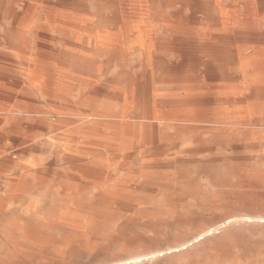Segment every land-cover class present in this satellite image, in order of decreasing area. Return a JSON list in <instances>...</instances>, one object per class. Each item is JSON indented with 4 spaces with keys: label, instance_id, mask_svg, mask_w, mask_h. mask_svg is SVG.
<instances>
[{
    "label": "bare ground",
    "instance_id": "6f19581e",
    "mask_svg": "<svg viewBox=\"0 0 264 264\" xmlns=\"http://www.w3.org/2000/svg\"><path fill=\"white\" fill-rule=\"evenodd\" d=\"M2 38L0 67H34L30 85L45 81L57 112L41 118L42 129L54 132L42 146H53V165L62 160L66 168L33 177L50 174L51 184L39 187L44 196L57 186L72 198L48 226L41 223L49 217L44 211L20 228L44 253L65 257L111 223L160 238L159 223L199 194V176L230 180L238 170L222 164L250 166L264 147L252 139L253 123L264 114V0H0ZM136 51L142 56L131 63ZM115 61L123 67L119 85L108 90L87 77V89L70 98L81 73L100 74ZM204 131L211 135L204 138ZM227 148L232 153L220 151ZM30 163L40 167L42 157ZM199 163L198 170L182 169ZM20 187L30 193L33 185ZM141 215L156 222H141ZM238 218L254 219L228 218L167 248L105 264H156ZM6 254L11 258L0 264L32 261L21 248L0 249V258Z\"/></svg>",
    "mask_w": 264,
    "mask_h": 264
},
{
    "label": "rangeland",
    "instance_id": "374dc122",
    "mask_svg": "<svg viewBox=\"0 0 264 264\" xmlns=\"http://www.w3.org/2000/svg\"><path fill=\"white\" fill-rule=\"evenodd\" d=\"M154 11L156 12V9ZM185 14L180 13L181 16ZM39 18L43 19L42 13ZM58 35L61 38L67 36L65 31L61 30ZM6 43V39L2 38L1 49H6ZM141 56L140 51L131 53L130 62L136 63ZM122 68L120 61H115L104 67L100 74L81 73L84 78L73 85L70 98L76 99L87 89V77L94 79L97 85L112 90L121 83L118 75ZM132 68L136 71V67ZM137 69L140 70L141 67ZM35 70L34 67H0V200L11 193H21L15 198L7 197L1 200L3 205L0 203V249L15 247L30 252L32 261L24 264H105L141 251L167 248L228 218L251 216L254 219L238 218L181 255L165 257L156 264H264V147L260 148L250 166L234 165L233 162L222 164L221 169L237 168L238 174L230 180L199 176V194L189 197L177 215L168 216L159 223L163 232L160 238L123 231L119 223H111L95 234L92 243L74 247L65 257L44 253L24 239L20 229L22 221L39 220V213L47 211L49 217L41 219V223L48 226L51 222L50 215L66 208L72 198L70 194H63L57 186H51L49 196H44L39 187L51 184L50 174L38 179L33 177L39 171L64 169L67 165L62 160L53 165L54 147L42 146L54 132L42 129L41 118L46 114L56 118L57 112L51 103L53 92L45 93L41 87L45 81L36 82V87L30 85V75ZM12 115L15 116L14 121L9 119ZM16 123L19 127L14 130L12 126ZM72 126H79V122ZM253 128V141L264 143V114L254 121ZM210 135V131L202 132L204 138ZM182 142L187 145L190 138L187 137ZM220 151L232 153L229 148ZM39 156L42 157V166L30 163L33 157ZM202 166L203 164L199 163L184 166L182 169L188 170L192 167L198 170ZM144 178L140 177L139 180L143 181ZM22 184L35 185L31 192L27 193L25 189L19 188ZM95 190L96 188H93L88 193L89 196ZM27 195L28 199L23 198ZM20 200L22 204L19 206L16 203ZM9 201L13 204L8 205ZM155 205L151 203L141 205L140 208H153ZM138 219L141 222H156L147 215L138 216ZM1 257L2 260L11 258L7 254ZM1 264L8 263L4 260Z\"/></svg>",
    "mask_w": 264,
    "mask_h": 264
},
{
    "label": "crops",
    "instance_id": "0c3cea01",
    "mask_svg": "<svg viewBox=\"0 0 264 264\" xmlns=\"http://www.w3.org/2000/svg\"><path fill=\"white\" fill-rule=\"evenodd\" d=\"M34 183H35V182H34ZM34 185H35V184H34ZM34 185H33V186H34ZM13 188H14V187H13ZM13 190H14V189H13ZM15 191H16V190H15ZM20 194H21V193H18V192H17V193H16V192H15V193H11V194H9V195H7V196H5V197H2L1 200L6 199L7 197H9V198H10V197L15 198L16 196H18V195H20ZM1 200H0V203H1V206H2V205H3V204H2L3 202H1ZM2 208H4V207H2Z\"/></svg>",
    "mask_w": 264,
    "mask_h": 264
}]
</instances>
